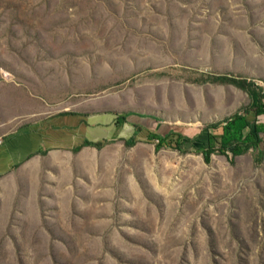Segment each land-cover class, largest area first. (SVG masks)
<instances>
[{"label": "rangeland", "instance_id": "rangeland-1", "mask_svg": "<svg viewBox=\"0 0 264 264\" xmlns=\"http://www.w3.org/2000/svg\"><path fill=\"white\" fill-rule=\"evenodd\" d=\"M215 74L264 88V0H0L1 144L66 113L204 129L250 102L198 83ZM109 129L0 176V264H264L252 151L206 163Z\"/></svg>", "mask_w": 264, "mask_h": 264}, {"label": "trees", "instance_id": "trees-1", "mask_svg": "<svg viewBox=\"0 0 264 264\" xmlns=\"http://www.w3.org/2000/svg\"><path fill=\"white\" fill-rule=\"evenodd\" d=\"M200 84H222L231 85L246 92L250 102L241 107L235 114L222 121L211 123L204 129L173 128L164 127L157 123L154 118L147 117L139 119L131 114L120 113L116 115L115 124L131 122L134 133L128 139H120L126 147L135 145V137L142 130L147 132L150 141H156L155 147L172 148L180 153L189 152L182 148V144L198 145L197 153L203 155L206 163H210L212 155L219 153L231 160L236 157L254 153L255 162H264V123L259 121L264 116V88L258 85L253 79L233 76L231 74H215L201 76ZM64 115V114H63ZM135 118V120L133 119ZM110 141L102 139L90 141L85 139L81 145L73 148V152L78 153L85 147H92L97 150L102 149ZM44 154H46L44 152Z\"/></svg>", "mask_w": 264, "mask_h": 264}, {"label": "crops", "instance_id": "crops-1", "mask_svg": "<svg viewBox=\"0 0 264 264\" xmlns=\"http://www.w3.org/2000/svg\"><path fill=\"white\" fill-rule=\"evenodd\" d=\"M115 118L116 116L110 115L108 117L89 116L86 119L82 114L66 113L55 116L40 126L24 128L23 132L6 140L4 144L0 143V176L12 171L15 166L26 163L36 155H44V152L48 153L53 149H73L81 145L85 139H92L90 137H102V140L105 137L101 135L107 133L109 128L117 131L119 139H128L130 135H133L134 129L132 130L131 122H124L122 126L116 125ZM259 121L264 123V116H261ZM124 124L128 125L130 130L125 129ZM127 130L130 131L129 135H126ZM112 133L110 132V135ZM107 140L110 139L107 138Z\"/></svg>", "mask_w": 264, "mask_h": 264}]
</instances>
